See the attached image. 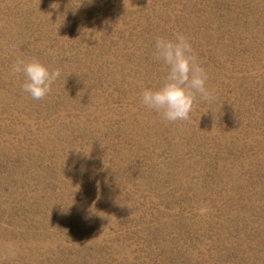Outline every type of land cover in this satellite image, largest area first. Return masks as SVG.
Segmentation results:
<instances>
[{
	"label": "rangeland",
	"instance_id": "1",
	"mask_svg": "<svg viewBox=\"0 0 264 264\" xmlns=\"http://www.w3.org/2000/svg\"><path fill=\"white\" fill-rule=\"evenodd\" d=\"M185 34L216 100L142 105ZM17 56L60 77L34 100ZM0 264H264V0H0Z\"/></svg>",
	"mask_w": 264,
	"mask_h": 264
},
{
	"label": "clouds",
	"instance_id": "2",
	"mask_svg": "<svg viewBox=\"0 0 264 264\" xmlns=\"http://www.w3.org/2000/svg\"><path fill=\"white\" fill-rule=\"evenodd\" d=\"M153 59L167 66V74L159 86L142 89L140 101L143 106L158 113L163 121L188 120L197 95L209 104L215 102L214 89L208 86L209 74L185 34L175 32L171 38L156 37ZM10 72L23 76L21 89L34 100L45 98L61 75L59 68L50 70L38 58L21 56H17L11 64ZM0 255L5 259L14 258L15 246L6 244L0 249Z\"/></svg>",
	"mask_w": 264,
	"mask_h": 264
}]
</instances>
